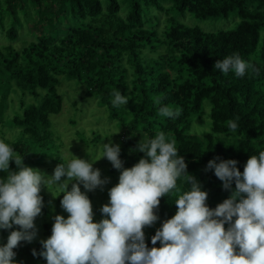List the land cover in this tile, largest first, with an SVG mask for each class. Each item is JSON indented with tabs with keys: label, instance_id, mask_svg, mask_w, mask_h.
I'll return each mask as SVG.
<instances>
[{
	"label": "trees",
	"instance_id": "16d2710c",
	"mask_svg": "<svg viewBox=\"0 0 264 264\" xmlns=\"http://www.w3.org/2000/svg\"><path fill=\"white\" fill-rule=\"evenodd\" d=\"M125 2L128 12L123 16L120 0H108L107 5L103 0H0V34L5 32L9 40L0 45V135L8 121L17 137L6 142L24 156L26 165L43 173L53 163H66L61 155L62 135L54 129L51 115L63 109L61 77L76 79L106 107L111 121L117 122L116 144L124 167L144 156L136 150L138 142L162 131L175 139L187 171L202 183L209 194L207 204L215 208L230 191L223 189L214 170H205L208 161L235 159L243 172L249 156L264 150V0ZM154 9L159 22L160 15H166L162 29L160 23L148 26L153 21L148 15ZM176 12H190L202 19L231 15L237 19L233 28L205 32L177 21L172 14ZM24 25L35 39L15 45ZM232 54L253 66L243 77L214 68L217 60ZM116 91L128 97L125 106L112 105ZM158 98L159 104L155 103ZM162 106L179 108L181 114L161 116ZM202 118L207 127L199 132L195 122ZM228 121L238 124L235 132ZM77 135L88 148L97 146L103 137L100 131L90 134L83 128ZM15 167L10 162V168ZM117 172L110 163L107 176L116 178ZM6 176L0 171V178ZM177 183L181 192L162 197L159 219L144 229L149 248L162 222L175 214V199L190 188L183 178ZM50 190L59 194L56 185ZM52 192L41 187L46 213L51 209L48 202L61 206L63 193L53 196ZM43 229L50 236L52 224L45 222ZM10 231L0 229V245L7 242ZM41 250L40 240L21 241L14 249V259L18 264H47L39 255Z\"/></svg>",
	"mask_w": 264,
	"mask_h": 264
},
{
	"label": "clouds",
	"instance_id": "9594fccd",
	"mask_svg": "<svg viewBox=\"0 0 264 264\" xmlns=\"http://www.w3.org/2000/svg\"><path fill=\"white\" fill-rule=\"evenodd\" d=\"M214 68L243 77L253 66L239 54H232L217 60ZM113 97L114 107L129 101L119 91ZM159 114L175 118L181 109L162 106ZM228 127L235 132L238 124L228 121ZM136 150L144 156L133 166L124 167L120 145L109 140L103 143L98 159L73 154L66 163L60 159L48 176L26 165L24 156L0 139V171L7 173L0 178V229H11L7 242L0 245V264H18L14 249L21 241L31 242L36 237L35 220L43 207L41 187L51 191L52 185L59 189L58 195L51 191L53 196L63 193L60 203L68 215L57 214L51 235L40 241L39 255L47 264H264V150L249 156L243 172L235 159L208 161L205 170H214L223 189L230 191L215 208L207 204L209 194L202 183L187 171L175 139L157 132L154 138L138 142ZM103 158L120 174L118 182L108 189V202L100 209L102 219L94 221L87 192L103 190L109 182L93 167ZM10 162L15 163V169L10 168ZM182 178L190 188L175 199V214L162 222L149 248L144 229L159 219L161 198L181 192L177 182ZM81 184L86 191H81Z\"/></svg>",
	"mask_w": 264,
	"mask_h": 264
},
{
	"label": "rangeland",
	"instance_id": "374dc122",
	"mask_svg": "<svg viewBox=\"0 0 264 264\" xmlns=\"http://www.w3.org/2000/svg\"><path fill=\"white\" fill-rule=\"evenodd\" d=\"M120 2L123 6V10L121 13L123 16H125L127 14L126 12H128V9L126 8V2L125 0H120ZM103 3L104 5H107L108 0H103ZM155 14L156 10L154 9L153 12L148 15L153 19L152 22H149L148 26L152 27L155 24L160 23L159 29H162L165 26V20L163 18L166 17V15L165 13H162L160 15L159 22L156 19ZM172 14L175 16L177 21L183 22L192 27H198L205 32L214 33L233 28L237 19L234 15H231L229 18L209 17L202 19L196 17L190 12H176ZM20 35V38L16 42H14L15 45H21L24 40L35 39V36L26 25H24L23 28L20 29ZM8 41L9 40L6 33H1L0 45L6 44L8 43ZM59 89L60 92L64 94L63 109L58 114H52L51 119L54 129L57 130V132L60 131L62 135L63 145L61 147V155L66 161L72 159L73 154L83 159H98L103 151V143H108L109 140H111V142L114 144L117 143L118 138L116 136V133L120 131L117 122L111 121L106 107L103 104L99 103V101L96 100L94 96H90L86 91V87L76 79L61 77V85ZM73 101H78L79 103L73 104ZM73 117H75V124H72L70 121ZM206 123L207 122L205 118L197 119L195 122L197 131L201 132L206 129ZM81 128L85 129L87 133L90 134H93L94 131H100L102 133L103 137L97 146H89L90 148H88L85 143L78 138L77 131H79ZM2 133L3 134L0 135V139H4L5 141H7L8 139L13 140L17 137L16 129L13 128L8 121L5 123ZM57 165L58 164L55 163L51 164L50 167H48V170H46L45 174L51 176ZM109 165L110 163L106 158L98 160L93 165L94 168H99L101 170L102 178H109V182L104 186L103 190L97 188L98 192H100V196L97 193V189L94 192H87L88 196L89 193L93 194L91 197V202L94 212V221H99L102 219V213L100 209L103 204L108 202V189L118 182L120 172H117L118 174L116 173V178H114L113 176H107L106 170ZM61 179H66V177H62ZM114 179L115 182L111 184ZM70 185L71 183L69 184V186ZM80 187H82V192L86 191L82 184L80 185ZM55 189L56 187H52L51 190ZM102 196L104 198H102ZM46 205H48L51 209H49L48 213H46L44 212V209L42 207L41 214L35 220V225L37 228V235L35 239L40 241L49 237L44 234L43 224L45 222H49L53 225L54 217L57 214L64 215L65 217H67L68 215V213L65 212L61 206L59 208L52 202H48Z\"/></svg>",
	"mask_w": 264,
	"mask_h": 264
}]
</instances>
